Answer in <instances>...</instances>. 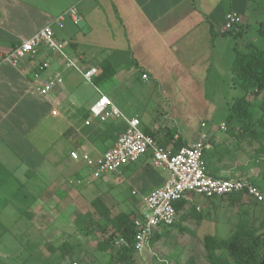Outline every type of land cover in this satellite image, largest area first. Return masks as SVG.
<instances>
[{"label": "crops", "instance_id": "crops-1", "mask_svg": "<svg viewBox=\"0 0 264 264\" xmlns=\"http://www.w3.org/2000/svg\"><path fill=\"white\" fill-rule=\"evenodd\" d=\"M251 1L76 0L50 11L41 0H0V56L51 25L55 37L66 43V54L81 68L96 63L106 68H95L97 74L90 85L44 48L16 66L0 63V264H50L39 260L33 239L45 237L49 225L45 227L43 222L54 223L65 211L61 207L66 206V197L61 202L59 196L65 191V175L72 164L80 166L70 160V152L97 158L125 129L121 120H109L112 124H108L92 119L84 125L89 107L98 98L94 87L119 109L121 89L127 85L129 92L133 90L134 85L128 83L132 75L146 88L152 83V93L168 104L169 119L184 142L198 143L193 140L196 131L184 133L175 115L177 87L204 94L201 83L215 61L214 43L224 33L225 15L236 12L242 21ZM70 8L75 10L78 24L67 19L64 28L57 29L54 20ZM43 63L48 67L40 70ZM56 73L63 84L47 96L38 95L35 86ZM102 78L104 82H100ZM200 102L209 110V103ZM128 117L137 118L136 114ZM140 127L145 131L141 123ZM131 165L140 170L141 209L142 198L162 186L168 174L154 168L148 156ZM147 166L153 168L152 173L146 171ZM85 174L86 170L82 176ZM145 174H149L147 180L141 181ZM134 178V173L128 174L125 180L133 182ZM99 181L100 185L108 183L104 176L90 184ZM8 191L11 194L6 197ZM54 249L57 247L50 246L52 254L59 252Z\"/></svg>", "mask_w": 264, "mask_h": 264}, {"label": "rangeland", "instance_id": "rangeland-1", "mask_svg": "<svg viewBox=\"0 0 264 264\" xmlns=\"http://www.w3.org/2000/svg\"><path fill=\"white\" fill-rule=\"evenodd\" d=\"M74 1L76 0H41V3L43 7L47 6L48 10L56 11ZM242 21L241 35L237 37L233 35L217 36L214 43L215 61L212 63L207 78L201 83L204 94L199 96L195 89L186 90L180 86L177 87L175 115L183 128L182 131L184 130V133L189 130L196 131L198 136H195L193 140H197L203 145L224 142L236 147L233 143L235 141L228 136L227 131L220 129L221 124L225 123V118L230 113L231 104L241 96L239 89L231 83L230 67L234 59L233 48L237 47L243 51L245 45L251 42L258 46H264L262 40L256 35V28L264 22V0H252L249 12L243 15ZM92 67L103 71L106 69L104 64L100 63H96ZM135 76L132 75L128 81L130 87L134 85L132 91L129 92L126 88L127 85L121 89L123 93L118 97V107L121 108V112L126 117L136 114L142 128L153 134L157 142L175 135L183 139L179 128L169 119L168 104L161 100L158 101L157 93H152L153 84L149 83L146 88ZM104 81L105 78L100 82ZM110 82L115 83L112 79ZM134 91L135 95L132 96L131 93ZM131 97H134L132 98L133 104L124 108L128 100H132ZM199 99L210 104L208 106L210 111L201 104ZM248 100L252 105L253 120L264 119V115L256 111V100L251 97H248ZM209 114H211L210 117ZM109 120L100 122L112 124ZM256 148V144L250 146L243 142L242 146L234 150V155L223 158L222 162L218 163L219 167H224L221 176L229 177L231 175L232 179L252 182L257 178L259 169L249 165V153ZM79 164L80 168L74 164L71 165L67 176L65 175L66 186L64 185V193L62 192L64 195H59L61 202L63 197H66V206L61 207H65V211L56 217L54 223L43 222L45 227L49 225L45 237L36 236L33 239L34 243L38 245L39 255L37 257L41 261L47 260L50 264H107L119 247L114 245V240L112 247L105 251H99L97 245L100 242H106L110 237H115V230L111 226L104 233L96 228L89 232L83 229L89 219L102 224L93 202L98 199L106 204L109 220L119 214H128L133 217L138 213V209L140 210L141 202L138 200L140 199L141 186L137 184L140 177L138 166L131 164L124 166L118 171L119 174L116 172L113 175H106L108 183L100 185V181L93 184L85 182L82 172L84 173L87 169L81 163ZM147 167L146 171L152 173L153 168ZM133 173L135 175L133 182L125 180L128 174ZM147 175L149 174H145L141 181L147 180L145 179L148 177ZM118 179L119 182H117ZM132 192L134 193L132 194ZM10 194L8 191L5 196L8 197ZM60 201H57V204ZM255 202L253 198L246 196H242L239 201L231 202L230 199L223 197L207 201L201 196L193 195L189 205L197 204L199 209L195 210L200 214V219L190 217L178 219L176 225L167 230L166 236L161 232L160 237L150 244V251L143 253L142 257H135V264H210L201 243L205 235L229 237L236 230L240 214L243 212L247 214L249 226L257 230L256 234L261 233L258 228L261 220L264 219V210L258 205L259 202L256 204ZM64 244H68L71 250L64 260L58 262L54 256L59 257L60 252L52 254L50 246L59 249ZM219 264H233V262L228 256H222Z\"/></svg>", "mask_w": 264, "mask_h": 264}, {"label": "built area", "instance_id": "built-area-1", "mask_svg": "<svg viewBox=\"0 0 264 264\" xmlns=\"http://www.w3.org/2000/svg\"><path fill=\"white\" fill-rule=\"evenodd\" d=\"M67 19L75 25L78 24L79 20L73 8L58 16L53 25L62 30L64 21ZM241 23V16L236 12H230L224 17L223 30L237 33ZM65 46V42L55 37L52 26L47 25L1 55L0 63L16 66L25 57L33 56L40 48H44L58 56L65 69L77 72L84 82L92 85V79L97 74V70L94 67L81 68L77 61L66 54ZM47 67L48 64L43 63L39 69L43 70ZM142 79L145 80L146 76L143 75ZM62 84V77L56 73L41 80L34 89L38 95L47 96ZM94 89L98 98L89 107V117L84 125H88L92 119L103 122L109 119L121 120L125 123V129L118 135L113 146L97 158L70 152V160L82 163L87 169L84 181L92 182L116 173L122 167L138 162L144 156L149 157L150 164L154 168L168 174V180L162 186L155 188L142 198V207L133 220L135 235L132 244L130 245L126 239L120 237L114 241L116 247L131 246L135 256L142 257L143 253L151 250L153 236L175 223V203L180 200H190L192 195H198L207 200L243 193L257 202L263 200L260 192L245 180L215 179L207 175L201 161L204 147L202 143H193L175 152L164 150L157 145L153 137L144 133L137 118L126 117L106 95L98 88L94 87ZM221 129L224 130L223 124ZM196 209L199 208L196 207Z\"/></svg>", "mask_w": 264, "mask_h": 264}, {"label": "trees", "instance_id": "trees-1", "mask_svg": "<svg viewBox=\"0 0 264 264\" xmlns=\"http://www.w3.org/2000/svg\"><path fill=\"white\" fill-rule=\"evenodd\" d=\"M241 30L242 23L237 33L224 32L222 35L237 37L241 35ZM256 35L262 40V44H264V22L260 23L256 28ZM233 50L234 59L230 67L231 83L239 89L241 96L231 104L230 113L226 116L223 125L224 131H227L228 136L235 141L233 143L236 147L234 148L233 144L230 146V144L227 145L224 142L205 144L202 150L201 161L205 173L210 177L215 179H232L231 175L229 177L220 175V172L224 171V167H219L218 163L222 162L223 158L234 155V150L242 146L243 142H246L250 146L256 144L257 148L251 150L249 153L248 163L250 166L257 167L259 173L257 178L252 180V182H247L261 193L263 200L257 204L264 210V119L257 118L253 120L251 114L252 105L248 100V97L256 100V111L264 115V46H258L251 42L245 45L243 51L237 47H234ZM101 80L103 81L104 78ZM252 120L254 121L253 123L251 122ZM144 133L153 137V134L149 132L144 131ZM173 137L170 136L164 140L155 141L160 148L169 150L170 152H175L187 146L182 138L178 137L174 139ZM242 169L244 170V168ZM242 196L250 197L247 194L238 193L230 194L223 198L236 202ZM215 199H207V201ZM189 201L180 200L175 203V223L163 228L161 230L162 234L166 236L168 234L167 230L174 227L178 219L182 220L188 217L200 219V214L195 210L198 207L197 204L189 205ZM93 205L96 206V213L102 220V224L89 219L88 224L85 223L83 229L89 232L96 228V230L104 233L111 226L115 230L114 234H116L115 237L108 238L106 242L98 243L97 249L99 251L110 249L113 245V240L115 241L120 237L126 239L131 245L135 235L133 220L138 214L133 217H130L128 214H119L109 220L107 207L102 202L97 199L93 202ZM246 215V212L240 214L241 217L237 228L229 237L222 238L207 234L202 238L201 243L210 264H219L222 256H228L233 264H264V219L259 224L258 229H260L261 233L258 235L256 234L257 230L249 226V220ZM161 232L153 236L151 244L160 237L159 234ZM57 250L60 252L58 260L62 261L68 256L71 247L68 244H64L59 249L57 248ZM135 257L131 246L129 248L121 246L110 257L107 264H135Z\"/></svg>", "mask_w": 264, "mask_h": 264}]
</instances>
